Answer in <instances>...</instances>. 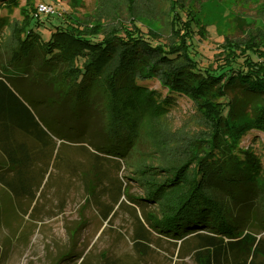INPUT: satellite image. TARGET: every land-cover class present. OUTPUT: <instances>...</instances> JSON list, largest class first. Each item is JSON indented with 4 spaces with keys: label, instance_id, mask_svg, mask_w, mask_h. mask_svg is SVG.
I'll return each mask as SVG.
<instances>
[{
    "label": "trees",
    "instance_id": "obj_1",
    "mask_svg": "<svg viewBox=\"0 0 264 264\" xmlns=\"http://www.w3.org/2000/svg\"><path fill=\"white\" fill-rule=\"evenodd\" d=\"M23 20L0 18L12 29L0 47V170H26L33 153L66 139L121 156L141 190L129 200L161 236L193 234L198 264H264V237L241 222V211L256 205L264 228L263 160L241 147L249 132L264 133V62L252 58L258 38L226 40L242 50L245 67L214 72L199 67L185 41L167 48L140 31L98 32L31 13ZM181 24L174 17L176 37ZM178 96L201 123L193 134L164 122Z\"/></svg>",
    "mask_w": 264,
    "mask_h": 264
},
{
    "label": "rangeland",
    "instance_id": "obj_2",
    "mask_svg": "<svg viewBox=\"0 0 264 264\" xmlns=\"http://www.w3.org/2000/svg\"><path fill=\"white\" fill-rule=\"evenodd\" d=\"M42 6L46 9L41 10ZM26 13L46 23L81 24L98 32L140 31L167 48L185 41L199 67L214 72L243 69L242 50L232 52L225 41L248 40L251 35L258 38L252 58L264 62V0H17L13 5L0 4V18L11 23L24 21ZM177 16L182 21L179 37L172 26ZM11 30V26L0 27V47ZM148 85L160 88L156 82ZM164 122L174 131L186 129L189 134L201 127L191 101L183 96H178ZM61 142L33 153L29 170L1 167L0 264H198L193 234L182 240L161 236L129 200L128 194L141 190L121 156L81 148L67 139L64 146ZM241 147L253 150L264 165L263 132H249ZM60 150L65 158H56ZM8 183L20 189L12 190ZM14 193L18 195L13 199ZM147 207L154 209L151 203ZM256 211V205L241 211L242 229L264 237Z\"/></svg>",
    "mask_w": 264,
    "mask_h": 264
},
{
    "label": "built area",
    "instance_id": "obj_3",
    "mask_svg": "<svg viewBox=\"0 0 264 264\" xmlns=\"http://www.w3.org/2000/svg\"><path fill=\"white\" fill-rule=\"evenodd\" d=\"M40 9L43 10V9H46V7L42 6V8H40Z\"/></svg>",
    "mask_w": 264,
    "mask_h": 264
}]
</instances>
